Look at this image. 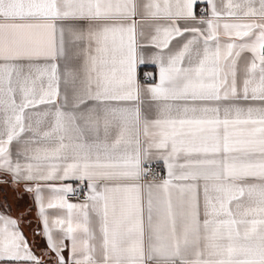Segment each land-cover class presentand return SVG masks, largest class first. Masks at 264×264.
Masks as SVG:
<instances>
[{
  "label": "snow or ice",
  "instance_id": "snow-or-ice-1",
  "mask_svg": "<svg viewBox=\"0 0 264 264\" xmlns=\"http://www.w3.org/2000/svg\"><path fill=\"white\" fill-rule=\"evenodd\" d=\"M197 3L209 5L207 19L197 20ZM222 8L0 0V172L34 193L54 264H98L92 216L101 264H264V0ZM145 20L159 22L149 41L159 82L146 89L137 79ZM243 53L251 58L241 82ZM142 92L154 119L142 117ZM153 159L166 178L147 180ZM70 179L87 182L82 203L68 200L70 183H53ZM47 209L66 215L50 226ZM0 264H42L2 213Z\"/></svg>",
  "mask_w": 264,
  "mask_h": 264
},
{
  "label": "crops",
  "instance_id": "crops-1",
  "mask_svg": "<svg viewBox=\"0 0 264 264\" xmlns=\"http://www.w3.org/2000/svg\"><path fill=\"white\" fill-rule=\"evenodd\" d=\"M223 0H217L218 6L222 8ZM207 5L206 3H197L194 7V12L199 20L201 17L207 19L210 15V7L207 5V11L202 12V6ZM258 6V4H257ZM235 22H246L245 20H237ZM159 23L155 20H145L141 22V27L138 29V32L142 31L143 35L139 36V42L141 47L138 49V52L144 58V63L139 64L137 68V79L140 82L142 88H147L150 84L159 82V67L157 64L152 62V56L158 51L155 47L149 44L151 36L154 34L153 26ZM183 24V22H181ZM196 22H189L190 25H194ZM203 27V25H196ZM222 32V29H221ZM187 35V34H186ZM223 39V37H222ZM176 41H173L175 45ZM250 53H243L241 60L239 62V79L242 82L244 77L245 65L248 60H250ZM151 74L153 76V81L150 83L140 81L143 76ZM129 106H134L135 102H128ZM155 102L149 99L147 92H142L141 102L139 107L141 108L142 117H146L149 120L156 117L155 111ZM155 131L154 129H149V133ZM140 139L146 145L150 136H146L144 133L143 126L140 128ZM23 137L21 142H13L11 150L13 153V158L15 159L16 153L18 150L25 147L23 144ZM155 155V153H154ZM151 166L156 165L160 166L165 172V178L167 177V168L163 160L153 159ZM30 183V182H29ZM53 183H70L73 188L78 186H86V181L83 184L77 180H65V181H54ZM45 204H47L50 193L45 191ZM246 200L247 198H242ZM69 200V199H68ZM72 203H82L76 200H69ZM203 202V194L201 191V203ZM235 207V202L233 203V208ZM0 213L10 216L13 219H16L19 222V228L26 237L29 246L31 247L33 253L39 257L42 261V264H54L55 253L49 248L47 239L43 232V222L39 214V207L37 201L35 200L34 193L25 191V182L21 181L19 183H13L12 177L8 173L0 172ZM47 214L49 216V224L52 225L53 221L62 215H66V210L59 209H47ZM92 222L90 227L96 234V239L92 240L90 243L96 246L95 259L98 264L102 262V237L99 231V221L95 216L91 218ZM53 237L59 242L62 238V234L59 230L53 231ZM65 247L63 249V255L66 262L70 261V250H71V240L65 239L63 241Z\"/></svg>",
  "mask_w": 264,
  "mask_h": 264
},
{
  "label": "built area",
  "instance_id": "built-area-1",
  "mask_svg": "<svg viewBox=\"0 0 264 264\" xmlns=\"http://www.w3.org/2000/svg\"><path fill=\"white\" fill-rule=\"evenodd\" d=\"M207 8H208L207 5L202 6L201 8L202 12H206ZM151 77H152L151 79H148V75L143 76L140 81L150 83L153 81V76L151 75ZM148 171L151 175L147 177V180H152L153 178L160 180L165 178V172L160 166H156V165L150 166L148 168ZM74 189H77V193L69 194L68 199L83 202L86 195V186H78Z\"/></svg>",
  "mask_w": 264,
  "mask_h": 264
}]
</instances>
